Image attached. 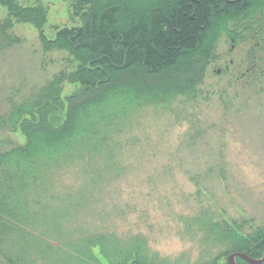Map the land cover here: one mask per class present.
<instances>
[{"label": "rangeland", "instance_id": "1", "mask_svg": "<svg viewBox=\"0 0 264 264\" xmlns=\"http://www.w3.org/2000/svg\"><path fill=\"white\" fill-rule=\"evenodd\" d=\"M122 1L130 7L118 14L122 27L134 19L130 10L160 2L0 0V21L10 17L8 33L18 39L0 51V112L9 98L79 66L68 50H44L40 36L53 40L59 29L82 26L92 12ZM191 56L175 79L193 74V90L129 114L117 139L114 180L103 194L92 193L101 216L77 218L139 246L143 264H228L225 235L214 237L220 224L237 225L243 235L264 227V0L223 20L213 17L205 40L184 61ZM116 81L124 88L134 83L139 93L153 79L134 73ZM82 88L61 83L57 119ZM25 141L19 126L0 131L2 149ZM93 254L108 264L99 247Z\"/></svg>", "mask_w": 264, "mask_h": 264}, {"label": "trees", "instance_id": "2", "mask_svg": "<svg viewBox=\"0 0 264 264\" xmlns=\"http://www.w3.org/2000/svg\"><path fill=\"white\" fill-rule=\"evenodd\" d=\"M253 2L160 0L129 9L134 19L122 27L118 14L130 8L122 1L92 12L82 26L59 29L53 40L40 36L44 50H68L79 66L27 96L9 98L0 112V131L19 126L26 137L24 144L0 148V264H99L95 247L108 264H143L139 246L122 242L113 230H96L94 220L87 224L81 216H101L92 193L103 194L114 180L117 139L129 114L191 92L197 77L175 79L195 57L183 58L198 50L213 17L245 12ZM12 25L10 17L0 21V51L18 42L8 33ZM134 73L153 82L139 93L134 83L124 88L115 82ZM65 79L83 88L67 98L61 121L56 102ZM223 222L214 237L225 235L227 252L262 255L264 227L243 235Z\"/></svg>", "mask_w": 264, "mask_h": 264}, {"label": "water", "instance_id": "3", "mask_svg": "<svg viewBox=\"0 0 264 264\" xmlns=\"http://www.w3.org/2000/svg\"><path fill=\"white\" fill-rule=\"evenodd\" d=\"M237 258H241L248 264H261L264 262V247H263L262 255L258 258L250 257L244 252L235 251V252L228 254L226 260L228 264H237L236 263Z\"/></svg>", "mask_w": 264, "mask_h": 264}]
</instances>
